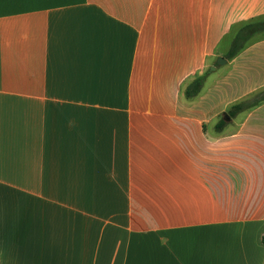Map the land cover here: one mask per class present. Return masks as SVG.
<instances>
[{
    "label": "crops",
    "instance_id": "0c3cea01",
    "mask_svg": "<svg viewBox=\"0 0 264 264\" xmlns=\"http://www.w3.org/2000/svg\"><path fill=\"white\" fill-rule=\"evenodd\" d=\"M258 21L264 0H0V264H264V102L226 114L264 87V31L225 56Z\"/></svg>",
    "mask_w": 264,
    "mask_h": 264
},
{
    "label": "trees",
    "instance_id": "16d2710c",
    "mask_svg": "<svg viewBox=\"0 0 264 264\" xmlns=\"http://www.w3.org/2000/svg\"><path fill=\"white\" fill-rule=\"evenodd\" d=\"M261 31H264V21H258L256 23L245 25V27L240 29L233 38L230 48L225 55L226 58H232L244 46L245 42H247L248 38L253 33ZM204 71L202 73H196L190 82L182 87L181 96L183 95V99L193 98L201 93L205 78L207 76V72ZM262 102H264V87L252 93L250 97H247L244 100L242 99V101L232 103L226 110V114L228 117L232 118L237 113L253 108ZM223 124H225L224 119H220L216 123V127L220 128L223 126ZM260 241L262 244H264V233L262 234Z\"/></svg>",
    "mask_w": 264,
    "mask_h": 264
},
{
    "label": "rangeland",
    "instance_id": "374dc122",
    "mask_svg": "<svg viewBox=\"0 0 264 264\" xmlns=\"http://www.w3.org/2000/svg\"><path fill=\"white\" fill-rule=\"evenodd\" d=\"M216 65H223V64H217V63H215ZM204 72H207V76H206V78H205V80H207V83H211L212 81H214V82H216V78H217V76H216V71H214V70H212L211 71V69L209 70L208 68H206L205 69V71ZM202 93V92H201ZM199 95H200V93H199ZM182 98H183V95H182Z\"/></svg>",
    "mask_w": 264,
    "mask_h": 264
},
{
    "label": "water",
    "instance_id": "95a60500",
    "mask_svg": "<svg viewBox=\"0 0 264 264\" xmlns=\"http://www.w3.org/2000/svg\"><path fill=\"white\" fill-rule=\"evenodd\" d=\"M225 61H227V60H225L223 57H217V59H216V63L217 64H223V63H225ZM210 69H211V71L214 70L215 69V66L210 65L209 66V70Z\"/></svg>",
    "mask_w": 264,
    "mask_h": 264
}]
</instances>
